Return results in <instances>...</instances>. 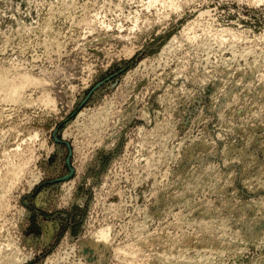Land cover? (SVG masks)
I'll list each match as a JSON object with an SVG mask.
<instances>
[{"label":"rangeland","instance_id":"rangeland-1","mask_svg":"<svg viewBox=\"0 0 264 264\" xmlns=\"http://www.w3.org/2000/svg\"><path fill=\"white\" fill-rule=\"evenodd\" d=\"M2 77L0 264H264V0H0Z\"/></svg>","mask_w":264,"mask_h":264},{"label":"bare ground","instance_id":"bare-ground-1","mask_svg":"<svg viewBox=\"0 0 264 264\" xmlns=\"http://www.w3.org/2000/svg\"><path fill=\"white\" fill-rule=\"evenodd\" d=\"M151 4V3H150ZM172 49V48H171ZM253 75V74H252ZM6 78V77H5ZM3 79V77L0 79V93L6 92L8 95L9 101L17 102L21 100L22 93L26 90L27 85L32 84L31 80L23 81L20 83H15L14 80H8ZM24 80V79H23ZM34 81V80H33ZM37 82V81H36ZM35 83V82H34ZM38 84V83H37ZM7 98V97H6ZM98 120V119H96ZM97 122V121H96ZM6 209V208H5ZM94 237V238H93ZM110 239V231L109 229H102L99 232H97V235L95 237L92 236L91 240L89 239L90 244L94 249H98L101 245H106L109 243ZM147 241V240H146ZM86 245V244H85ZM132 245V244H131ZM136 252V251H135ZM198 253V252H197ZM209 255V254H208ZM134 256V255H133ZM191 257V256H190ZM201 258V257H200ZM189 259V258H188ZM123 261V260H122ZM191 261V260H190Z\"/></svg>","mask_w":264,"mask_h":264}]
</instances>
